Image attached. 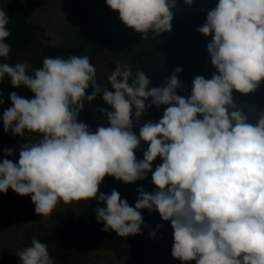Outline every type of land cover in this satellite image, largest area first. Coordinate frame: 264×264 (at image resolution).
Segmentation results:
<instances>
[{
  "label": "clouds",
  "instance_id": "clouds-1",
  "mask_svg": "<svg viewBox=\"0 0 264 264\" xmlns=\"http://www.w3.org/2000/svg\"><path fill=\"white\" fill-rule=\"evenodd\" d=\"M183 2L191 6L193 0ZM105 3L143 39L171 31L176 0ZM9 22L0 9L4 60L11 51ZM197 31L211 35L206 49L214 71L210 79L194 77L188 96L177 94L180 67L150 86L142 70L134 75L130 64L118 63L107 76L109 90L87 55L45 57L31 72L28 63H0V81L10 78L13 88L33 93L31 99L9 94L3 130L35 136L22 143L15 163L0 162V193L30 196L40 217L61 203L95 198L104 205L94 210L97 222L119 237L140 234L147 227L140 210L155 211L170 222L171 255L181 264H264V109L241 107L233 96L254 93L264 82V0H218ZM97 96L111 110L100 108L107 126L101 122L90 131L78 116ZM161 106L158 121L140 124L150 107ZM142 142L147 148L138 160ZM149 172L155 190L137 187L134 206L115 189L99 192L106 176L135 184ZM17 256L20 264H54L48 246L35 237Z\"/></svg>",
  "mask_w": 264,
  "mask_h": 264
},
{
  "label": "trees",
  "instance_id": "trees-1",
  "mask_svg": "<svg viewBox=\"0 0 264 264\" xmlns=\"http://www.w3.org/2000/svg\"><path fill=\"white\" fill-rule=\"evenodd\" d=\"M46 1H5L3 10L10 21L8 25L10 36L7 38V43L11 45V51L6 60L0 58V63H28L31 66L29 68L31 72L33 68L42 66L45 57L67 58L71 55H87L96 68V59L102 56L109 75L118 64L106 54L113 52L130 56L133 74L135 75L137 70H142L149 77L150 86H158L164 83L177 67H180V57H195L197 63L199 61L197 58L209 56L208 53L202 54L199 44L205 51L211 35L204 37L197 29L203 25L207 11L214 8L218 0H193L191 6L184 4L183 0H176L171 31L163 32L157 37L149 33L148 39H143L129 27L125 31L112 30L92 15L84 0H63L73 11L78 26V43L72 45L52 44L45 34V29L32 21L34 11L42 7ZM177 26H180L179 30ZM205 62H210V58ZM205 62L201 61V65L206 66ZM186 77L187 73L184 70L181 76L184 83L177 91L178 95L188 96L190 94L191 86ZM190 77L193 79L192 76ZM204 77L208 79V76ZM21 88L26 87L21 86ZM10 89L11 92H16V88L11 86L10 78L6 77L2 81L1 90L7 93ZM233 96L241 107L254 106L257 109H264V82L254 93L242 95L233 91ZM3 98L5 106L2 115L6 108L11 107L9 95L4 94ZM240 101H243L244 105L239 104ZM89 103H85L78 116V121L86 123ZM165 107L161 106L159 109L150 107L144 119L141 120V125L147 120L158 121ZM98 125L99 123L95 122L88 128L90 131H95ZM24 142H35L34 134L26 133L21 138L13 136L11 132L5 133L2 127L0 162L7 158L15 163L19 159V150ZM9 148L13 150L12 155L6 157L5 150ZM146 148L147 145L142 142V150L136 152L138 160L143 159L142 151ZM160 163L158 157L153 162V171ZM139 186H142L143 190L148 193L155 190L151 182V172L144 180L137 181L135 184H124L106 176L99 186V192L110 194L115 189L120 193L121 199H126L129 206H134L137 198L136 188ZM1 199L7 208L24 214L30 220V224L22 235L23 249L30 246L31 240L35 237L48 246L54 264H96V258L101 252L117 248L126 252L127 264H144V256L151 249L147 238L158 224L157 218L145 217L143 221L147 227L142 225L140 234L119 237L114 231H103V223L97 222L94 210L104 205L102 202L97 204L95 198L87 203L84 201L61 203L48 217H40L35 213V205L30 196H20L9 189L7 193H1Z\"/></svg>",
  "mask_w": 264,
  "mask_h": 264
},
{
  "label": "rangeland",
  "instance_id": "rangeland-1",
  "mask_svg": "<svg viewBox=\"0 0 264 264\" xmlns=\"http://www.w3.org/2000/svg\"><path fill=\"white\" fill-rule=\"evenodd\" d=\"M5 1L6 0H0V9H3ZM84 1L89 7L92 15L99 18L112 30L118 32L128 29V27L120 21L118 13L107 7L105 0ZM31 19L45 29V34L48 36L52 44L72 45L78 43L79 35L75 15L63 0H47L42 7H39L34 11ZM176 28L179 30L180 26H177ZM199 47L201 48L202 54L207 53V49L203 51L201 44H199ZM106 54L116 60L119 64L131 65L130 56L113 52H108ZM208 58L209 56H202L200 59L197 58V61H199L196 63L195 57H180L179 65L182 71L179 74V80L182 84L184 83V80L181 76L184 70L187 73L186 78L189 79L190 86L193 80L190 76L193 78L196 76H208V79H210L214 69L210 62H205ZM201 61H204L206 66L201 65ZM96 74L98 82L101 85H105L109 90H112L111 86L107 84L108 74L102 56H98L96 59ZM1 85L2 81H0V98L4 100L3 95L6 94L8 96L12 90L10 89L7 93H4L1 90ZM184 85H186V83ZM16 93L28 99L33 98V93L27 88L18 87L16 88ZM239 104L244 105L243 101H240ZM4 106L5 101L3 104H0V116H2ZM100 108L109 111L111 110L110 107L103 102L100 96H98L89 103V113L85 121V124H87L88 127L95 122H98L99 124L103 122L104 126H107V119L99 111ZM2 127L3 124L2 121H0V143L2 139ZM134 131L138 135L139 127L134 128ZM140 211L143 218L155 217L158 219L157 225H160L159 228L156 226L153 228V232L156 233L155 237L149 236L147 238V242L150 244L151 249L144 256V264H181L179 260L174 259L171 255L173 230L170 226V222L162 221L158 213L155 211L151 213L146 209H141ZM29 224L30 220L27 216L17 213L5 206L0 193V264H20L17 254L23 250L22 235ZM96 264H127L126 252L118 248L115 250L103 251L100 253L99 257L96 258ZM186 264H195V262H186Z\"/></svg>",
  "mask_w": 264,
  "mask_h": 264
}]
</instances>
